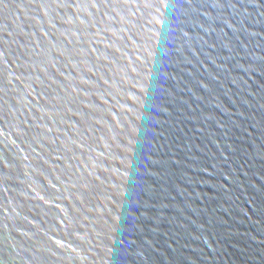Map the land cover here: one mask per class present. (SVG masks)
<instances>
[{
  "label": "water",
  "instance_id": "95a60500",
  "mask_svg": "<svg viewBox=\"0 0 264 264\" xmlns=\"http://www.w3.org/2000/svg\"><path fill=\"white\" fill-rule=\"evenodd\" d=\"M0 264H264V0H0Z\"/></svg>",
  "mask_w": 264,
  "mask_h": 264
}]
</instances>
